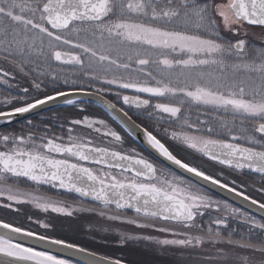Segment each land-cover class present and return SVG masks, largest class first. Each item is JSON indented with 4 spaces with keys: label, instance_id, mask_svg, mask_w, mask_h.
Masks as SVG:
<instances>
[{
    "label": "snow or ice",
    "instance_id": "6c2138e0",
    "mask_svg": "<svg viewBox=\"0 0 264 264\" xmlns=\"http://www.w3.org/2000/svg\"><path fill=\"white\" fill-rule=\"evenodd\" d=\"M246 25L264 28V0H0V61L7 65H0V83L11 87L10 80L21 75L30 78V87L38 91L45 77H51L53 84L62 79L72 86L0 111V118L10 121L62 97L66 104H82L80 96L93 94L82 82L99 81L168 101L152 104L140 95L115 93L125 105L145 110L149 118L176 125L163 129L170 139L227 168H247L264 176V46L247 39ZM65 66L77 69L78 78L68 79ZM23 92L26 95L29 89ZM94 92L101 99L105 89ZM15 99L5 96L4 103L11 105ZM101 102L109 112L120 114L116 118L123 117L125 127L139 128L159 156L264 212V202L238 190L235 181L230 186L178 158L123 108ZM193 107L205 109L197 112L194 121ZM75 126L110 139L102 145L74 134ZM222 134L229 139L218 138ZM66 135L65 139L56 134L49 125L41 131L31 121L19 132H0V197L8 201L3 207L31 204L44 212L71 216L75 209L68 202L38 191L40 186H51L102 205L80 210L98 211L109 221L173 237L121 233L122 243L144 240L182 249L224 243L259 253L264 264V222L212 199L198 183L159 167L136 149L124 151L121 135L103 119L72 120ZM28 181L37 191L19 186ZM126 209L134 210L135 216L121 215ZM211 210L222 215L210 217L205 224L203 217ZM230 217L242 218L249 234L239 240L232 239L236 229L223 234L220 229L229 228ZM0 229L4 230L0 231V264H74L54 254L53 247L80 255L81 264H124L3 219ZM254 230H259V237ZM217 255L227 260L223 249ZM240 259L242 264H256L247 256Z\"/></svg>",
    "mask_w": 264,
    "mask_h": 264
},
{
    "label": "flooded vegetation",
    "instance_id": "af4514ba",
    "mask_svg": "<svg viewBox=\"0 0 264 264\" xmlns=\"http://www.w3.org/2000/svg\"><path fill=\"white\" fill-rule=\"evenodd\" d=\"M0 65L7 67V65H4L3 62H0ZM65 71L67 73L68 79L72 80L78 78L79 72L77 69L72 68L70 66H65ZM73 73H76V75H73ZM43 79H44V84L42 85V90L39 91L32 89L30 87V78H25L21 75H18L16 80H10L9 83L11 87L9 85L0 83V111H8L10 110L11 107L21 106L24 101L31 102V99L33 97H43L44 95H51L54 89L60 91H67L70 87H72L70 84H64L62 79L57 81L55 84L51 83V77H45ZM82 83L86 87L87 91L91 93H95L94 90L96 88L105 89V92L100 94L102 97H104L106 100L112 103H115L118 108H123L124 111H126L128 115L132 119H134L137 123L142 125L144 128H147L149 131H152L153 134L157 135L158 138H160L162 142H164L166 146L169 147V149L173 151L175 155L178 156V158L194 166H199L202 170H205L207 173L215 176L216 178L221 179L222 182L228 183L230 186H232V182L235 181V186L238 188V190L244 191L246 195L251 196L253 199L264 202V192L259 191V189L264 188V185L262 184V182H260L257 179V178L264 179V177H260L255 173L244 172V171H237L240 172V174H236L235 172L232 175L227 174V172L224 171L225 168L220 164L211 162L210 160L206 159L202 154L187 148L186 146L180 144L179 142L170 139L168 135H165L163 131V129L165 128H163V125L168 126V129L170 128L169 130L174 129L176 125H173L171 123H165L163 121H158L154 118H149L145 110L137 109L135 106L132 105L131 106L125 105L122 99L118 98L115 95V93L119 92L121 96L140 95L142 98H146V99L150 98L152 104H155L157 102H168V101L162 98L149 97V94L137 93L133 89H120L115 85H107L99 81L94 82V81L84 80ZM24 88L29 89V92L26 95L23 92ZM5 96L9 98L15 97L16 99L13 101L11 105L5 104L4 103ZM21 97H23V100L20 99ZM147 111H151V109H148ZM84 116L105 120L106 123L109 125V127L114 129L121 135L123 139L122 149L124 151L134 148L136 149L137 152L141 153L144 157L156 163L159 167L168 169L170 172L174 173L175 175L182 176L176 171L164 165L154 156H152L140 143H138L135 140V138H133L130 135V133L124 128V126L121 123H119L104 107L91 101H84V103L82 104L78 103L75 105H68L62 108L53 109L41 113L21 123L22 124L21 127H16V128L8 127L5 129H0V132H8V133L19 132L21 129H27L28 122L31 121L32 124L36 125L41 131H43L44 125H49L56 134L64 136V138L66 139L67 129L68 127L71 126V121L75 119H83ZM76 133H80L89 136L90 138H94L97 143H100L102 145L106 144V141L110 139V138L100 137L99 134L92 132L87 128H84L83 126H75L74 134ZM117 147L119 149L121 146H117ZM88 166L96 167L95 165H88ZM183 178L188 180L185 177ZM19 186L28 191H37L36 186L33 185L31 181L20 183ZM241 186L243 187L241 188ZM38 191L45 195L52 196L53 198L56 199L64 198L65 200L72 203L78 202L77 199L79 198L76 194L72 192H67L62 189L52 188L51 186H40ZM6 203H8V201L5 198L0 197V206L2 208H5L2 205ZM86 204L87 206H92V204H88V203ZM21 206L27 208L28 210L31 208L36 211L44 212L40 209L35 208L31 204L15 205L14 208L12 209H18ZM72 215H74V213Z\"/></svg>",
    "mask_w": 264,
    "mask_h": 264
},
{
    "label": "trees",
    "instance_id": "16d2710c",
    "mask_svg": "<svg viewBox=\"0 0 264 264\" xmlns=\"http://www.w3.org/2000/svg\"><path fill=\"white\" fill-rule=\"evenodd\" d=\"M229 33H225L226 36ZM250 40V39H249ZM257 46H264V40H251ZM3 62V61H0ZM205 111L204 108H195L191 110L192 120L196 119L197 112L203 113ZM201 119H206L207 117L204 115L200 116ZM22 124H18L16 127H21ZM163 128H168V126L163 125ZM170 129V128H169ZM218 138L228 139L229 137L226 135H220ZM224 171L227 174L232 175L234 172L236 174H240L235 170L224 167ZM255 175V174H254ZM264 185V179L257 178ZM206 191V190H204ZM208 195L214 198L217 201L226 202L217 196L206 191ZM232 208H237L226 202ZM239 209V208H237ZM241 210V209H240ZM246 215H250L254 217L256 220L260 222H264L263 220L241 210ZM217 215H222V213H217L215 210H211L207 215L203 217V222L207 224L209 222L210 217H215ZM68 216L64 214L54 213V212H40L33 209H27L25 207H19L17 209H8L2 208L0 206V219H3L5 222L13 223L16 226L24 227L31 231H35L42 235H47L49 237H53L56 239H62L69 243H75L80 245L81 247L90 249L97 253L103 254L105 256L121 259L127 263L131 264H174V260L169 256H164L158 254L154 250H148L141 244L136 243H127L126 245H122L119 243L118 238L108 235L104 236V242H101L99 238H97L98 234L95 232L91 234L87 229L88 220L84 215H76ZM31 217V219H29ZM40 221L41 223H37ZM201 222L198 219V223ZM42 224H48V228L42 227ZM232 229H236L237 235H234L232 238L237 240L241 239L242 236H247L249 234L248 229L249 226L242 222V218L235 217L229 218V228L224 229L221 228L220 231L227 235V232ZM255 236L259 237V230H254L253 233ZM262 258L256 257V263H259Z\"/></svg>",
    "mask_w": 264,
    "mask_h": 264
},
{
    "label": "rangeland",
    "instance_id": "374dc122",
    "mask_svg": "<svg viewBox=\"0 0 264 264\" xmlns=\"http://www.w3.org/2000/svg\"><path fill=\"white\" fill-rule=\"evenodd\" d=\"M217 3H225L226 0H216ZM246 31L248 33L247 39L251 40H259L261 41V37H264V30L259 29H251L246 27ZM229 36L231 34H228ZM60 200L68 202L73 209L74 215H84L87 217V229L91 234L104 232V236H113L118 238V241L122 245H126L127 243H136L141 244L146 249L154 250L160 255L169 256L174 260V264H242L241 257H250L253 260H256V257L259 258V253H252L245 249L236 248L233 246H229L224 243H205L203 246L198 248H189L182 249L178 246H158L154 242L144 241V240H127L125 242H121V233H128L133 236H142V235H152L158 238H173L170 234L159 233L154 229H141L136 227L135 225H130L124 223L122 221H109L105 217H101L98 211H87L80 209H88V208H96L100 209L101 207H93L87 206V204H83L82 202L72 203L64 198H60ZM111 214V213H110ZM123 216L133 217L135 215H128L126 213H120ZM223 249L227 254V260H221L217 255V250ZM149 250V251H150ZM261 258V257H260ZM256 264H260L256 263Z\"/></svg>",
    "mask_w": 264,
    "mask_h": 264
},
{
    "label": "water",
    "instance_id": "95a60500",
    "mask_svg": "<svg viewBox=\"0 0 264 264\" xmlns=\"http://www.w3.org/2000/svg\"><path fill=\"white\" fill-rule=\"evenodd\" d=\"M101 96V95H100ZM65 98H58L55 101L49 102L45 105H42L40 107H38L37 109H34L28 113H24V114H17L16 116L12 117L11 120H6L4 118H0V129L6 128V127H10L16 124H19L27 119H30L31 117L38 115L40 113L46 112L48 110H52V109H56L59 107H62L64 105H67L66 103H64ZM68 99H75V97L69 96ZM80 100H86V101H91V102H95L97 104H99L100 106L104 107V104L101 102L102 100H106L104 97L101 96V99H98L96 94L93 93L92 95L89 96H80L79 97ZM108 101V100H106ZM134 106V105H132ZM106 109V108H105ZM117 109H120L117 107ZM107 110V109H106ZM108 111V110H107ZM109 112V111H108ZM115 118L117 116H120V114L118 112H110ZM124 127H125V123H122V119L121 118H116ZM132 119V118H131ZM132 121H134L132 119ZM135 122V121H134ZM135 124L139 125L138 123L135 122ZM141 126V125H140ZM142 127V126H141ZM129 133L148 151L150 152L155 158H157L159 161H161L163 164H165L166 166L170 167L171 169H173L174 171L178 172L179 174H181L182 176L188 178L189 180L198 183L200 186H202L203 188L207 189L208 191L216 194L217 196L229 201L230 203L238 206L239 208L261 218L264 220V212H261L258 210V206L256 205H251V203L249 201H245L242 197H238L233 193L228 192L225 189H222L218 186H214L211 185L208 182H205L203 180H198V178H195L192 174L187 173L186 171H184L183 169L178 168L176 165L171 164V162L167 161L165 158L159 156L158 153L155 152V150L151 149L145 141L144 138V134L143 132L139 129V128H135L132 125L129 124L128 127H125ZM144 128V127H142ZM244 171H250L247 168L244 169ZM257 173V172H256ZM259 175L262 176V174L257 173ZM75 193V192H73ZM76 195L80 196L79 194L75 193ZM81 197V196H80ZM84 200L99 204V202L93 201L91 197H81ZM132 210V209H129ZM134 211V210H133ZM0 231H4L3 229H0ZM27 243L29 244H34V241H27ZM41 247H45L47 248V245H43ZM50 250H52L54 252V254L57 255H61L64 258L70 259L75 263L81 264V257L78 254H74L71 250H62L59 247H53ZM92 252V251H91ZM99 255V254H98ZM102 256V255H100ZM124 264H128L125 263Z\"/></svg>",
    "mask_w": 264,
    "mask_h": 264
},
{
    "label": "bare ground",
    "instance_id": "6f19581e",
    "mask_svg": "<svg viewBox=\"0 0 264 264\" xmlns=\"http://www.w3.org/2000/svg\"><path fill=\"white\" fill-rule=\"evenodd\" d=\"M246 27L247 28H251V29H259V30H264V28H261V27H259V26H247L246 25ZM134 120V119H133ZM135 121V120H134ZM18 124H16V125H13L12 127H14V126H17ZM126 129V128H125ZM127 130V129H126ZM128 131V130H127ZM133 137V136H132ZM222 166V165H221ZM226 167V166H225ZM227 168V167H226ZM230 169V168H229ZM247 172H249V171H247ZM81 202V201H80ZM84 204V203H83ZM124 214V213H123ZM127 214H135V213H127ZM98 234V236H97V238H99L100 239V241L101 242H104V232H99V233H97Z\"/></svg>",
    "mask_w": 264,
    "mask_h": 264
}]
</instances>
